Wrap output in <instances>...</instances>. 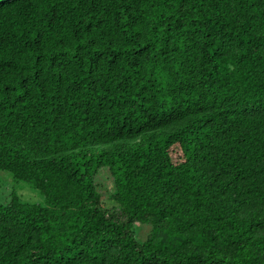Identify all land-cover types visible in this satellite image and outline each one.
Here are the masks:
<instances>
[{
    "label": "trees",
    "instance_id": "trees-1",
    "mask_svg": "<svg viewBox=\"0 0 264 264\" xmlns=\"http://www.w3.org/2000/svg\"><path fill=\"white\" fill-rule=\"evenodd\" d=\"M2 173L0 264H264V0H0Z\"/></svg>",
    "mask_w": 264,
    "mask_h": 264
},
{
    "label": "rangeland",
    "instance_id": "rangeland-1",
    "mask_svg": "<svg viewBox=\"0 0 264 264\" xmlns=\"http://www.w3.org/2000/svg\"><path fill=\"white\" fill-rule=\"evenodd\" d=\"M96 189L101 195L100 207L109 209L113 206V194L115 193L114 184L108 169H101L95 177ZM11 189H16L24 200L37 203L42 198L37 192L32 190L27 184L21 182L16 184L10 174H0V190H4L5 194L10 193ZM1 195V192H0Z\"/></svg>",
    "mask_w": 264,
    "mask_h": 264
}]
</instances>
